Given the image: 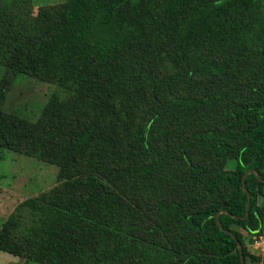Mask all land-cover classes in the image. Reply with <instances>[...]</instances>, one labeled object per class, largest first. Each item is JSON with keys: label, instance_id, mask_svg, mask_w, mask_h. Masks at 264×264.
<instances>
[{"label": "trees", "instance_id": "1", "mask_svg": "<svg viewBox=\"0 0 264 264\" xmlns=\"http://www.w3.org/2000/svg\"><path fill=\"white\" fill-rule=\"evenodd\" d=\"M19 1L0 0V97L20 74L58 90L35 120L0 107V150L58 172L1 223L0 251L241 264L239 241L259 264L244 235L264 229V0Z\"/></svg>", "mask_w": 264, "mask_h": 264}, {"label": "rangeland", "instance_id": "2", "mask_svg": "<svg viewBox=\"0 0 264 264\" xmlns=\"http://www.w3.org/2000/svg\"><path fill=\"white\" fill-rule=\"evenodd\" d=\"M7 6L18 0H1ZM25 1V2H23ZM64 0H20L15 11L20 15L31 12L36 15L42 5L60 4ZM12 2V3H11ZM12 6V5H11ZM264 10V2H263ZM4 69L0 66V86ZM58 90L57 85L27 75L12 78L5 94L0 97V107L29 120L40 115L50 96ZM235 160L228 162L233 167ZM58 169L55 165L9 150H0V225L24 199L33 197L57 183ZM260 234H264V229ZM259 234V235H260ZM251 235H244L245 244L251 249ZM0 264H34L21 257L0 251Z\"/></svg>", "mask_w": 264, "mask_h": 264}, {"label": "water", "instance_id": "3", "mask_svg": "<svg viewBox=\"0 0 264 264\" xmlns=\"http://www.w3.org/2000/svg\"><path fill=\"white\" fill-rule=\"evenodd\" d=\"M252 172H254L259 178H260V175L258 173V171H255V170H251ZM250 172V171H247L244 175H243V178H242V188L244 189V191L247 193V201H246V215L248 214V208H249V204H250V194L248 192V190L246 189L245 187V181H244V178L246 176V174ZM225 212V211H224ZM217 216H218V213L216 214V221H217ZM222 227V226H220ZM225 231H228L227 229H225ZM237 246H238V250H239V254H240V261H241V264H245L244 262V256H243V251H242V245L239 241H237Z\"/></svg>", "mask_w": 264, "mask_h": 264}, {"label": "built area", "instance_id": "4", "mask_svg": "<svg viewBox=\"0 0 264 264\" xmlns=\"http://www.w3.org/2000/svg\"><path fill=\"white\" fill-rule=\"evenodd\" d=\"M252 242L250 243L251 249L258 251L260 249V242L261 240H264V234L255 235V237L252 238ZM262 264V263H260Z\"/></svg>", "mask_w": 264, "mask_h": 264}, {"label": "crops", "instance_id": "5", "mask_svg": "<svg viewBox=\"0 0 264 264\" xmlns=\"http://www.w3.org/2000/svg\"><path fill=\"white\" fill-rule=\"evenodd\" d=\"M253 237H255V235H253L252 238ZM258 254L262 257V260L260 261V263L264 264V240H261L260 242V249H258Z\"/></svg>", "mask_w": 264, "mask_h": 264}]
</instances>
